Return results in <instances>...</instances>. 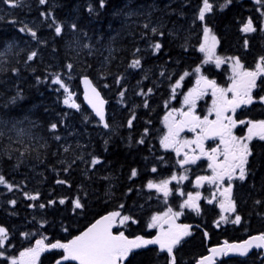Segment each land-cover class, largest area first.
Instances as JSON below:
<instances>
[{
  "label": "trees",
  "instance_id": "1",
  "mask_svg": "<svg viewBox=\"0 0 264 264\" xmlns=\"http://www.w3.org/2000/svg\"><path fill=\"white\" fill-rule=\"evenodd\" d=\"M209 3L213 8L201 21L203 0H104L103 7L101 0H20L16 6L0 0V176L6 181L0 184V226L7 231L0 264L17 260L38 238L46 244L66 241L110 211L122 215L116 231L149 237L155 213L178 209L175 192L181 183L172 185L170 197L147 185L185 172L161 139L165 116L180 107L197 67L201 74H228L226 67L215 72L200 51L205 26L218 39L222 58L238 57L251 67L264 54L262 0ZM249 20L256 30L243 32ZM137 59L140 66L130 67ZM57 74L68 92L54 82ZM83 76L107 100L106 129L82 102ZM250 162L244 203L234 204L228 217L239 215L240 222L221 220L206 207L194 215L200 227L174 248L175 264H194L222 240L264 232V144H256ZM77 199L80 208L74 207ZM123 216L131 219L121 223ZM191 217L186 212L182 222ZM62 255L44 253L38 264H52ZM169 259L148 247L131 253L124 264H169ZM217 264H264V259L254 251Z\"/></svg>",
  "mask_w": 264,
  "mask_h": 264
},
{
  "label": "snow or ice",
  "instance_id": "2",
  "mask_svg": "<svg viewBox=\"0 0 264 264\" xmlns=\"http://www.w3.org/2000/svg\"><path fill=\"white\" fill-rule=\"evenodd\" d=\"M6 4L16 6L20 3V0H4ZM231 0H226V4L230 3ZM40 3H45V0H40ZM226 4L220 5L221 8H224ZM101 7L104 6V0H101ZM213 8V5L209 3V0H203V6L199 10L198 18L203 21L205 19V13L210 12ZM76 26L73 25V28ZM147 27V25H145ZM25 29H21L24 31ZM56 33H61V27H56ZM256 29L252 26V21L249 20L247 24H245L242 28L243 32H254ZM153 32H156L157 29L153 28ZM211 29L207 26L204 28V32L207 35L210 33ZM33 37H35L36 33L32 32ZM213 40L215 37L213 36ZM162 47L160 43H156L154 48L159 50ZM200 51H205V46L202 44L200 47ZM36 53H32L29 55L28 59L31 60ZM261 62L257 64V69L259 71L252 72V71H243L237 73L238 79H234L233 85L227 89H216L214 81H208L206 78L201 77L198 79L197 84H200L201 80H204L207 86H211L213 88V96L214 101L213 105L214 110L216 112L217 119L215 121H209L208 117L205 116L203 120L199 117L192 114L191 109L188 113H183L182 115L186 118L181 125L172 127L169 126L168 134L165 135L161 139V145L165 148L175 146L178 141L176 137L179 135L180 131L183 130L185 126H191L192 130L195 131L196 128H199L201 133H203V138H209L214 136H219L221 142L225 145L224 150V163L222 165H214L210 164L209 167H213L214 171L219 169V173L214 176L213 180L215 179H223L227 176L228 180L231 181L233 175H235L236 171H239L238 179L244 181L246 175L248 173V169L245 167L249 162V157L252 155V150L249 147V141H252L254 137H259L260 140H264V120L260 121H249L248 122V135L246 137L237 138L232 135L231 128L235 126L236 122L231 120V117H225L223 114L224 112L228 111L231 108L232 111H235L241 104H250L252 103V89L257 87L256 78L261 73H264V57L260 58ZM219 62V61H218ZM236 64L238 67H242L240 65V61L237 58ZM140 66V61L134 60L130 67L137 68ZM71 67V65H68ZM199 72L200 69L197 67L195 70ZM187 75V73L185 74ZM183 79V77H181ZM55 83L61 84V87H64L65 92H68V88L64 86V84L60 81L59 76L57 74V79L54 81ZM119 82V81H118ZM85 83H88L87 78H85ZM179 81H177V85ZM97 99L99 98V93L95 92V89L92 90ZM151 91V89H149ZM225 91L232 93V99L229 100L225 95ZM219 93V94H218ZM202 93L199 91L193 92L190 91L187 96H185V104H189L194 106L195 99L199 98V95ZM19 95V93H18ZM71 95V93H69ZM123 95V93H121ZM264 101V97L260 98ZM15 98H13L14 102ZM65 104L69 103V100L66 98L64 101ZM89 103L93 104V108L96 111L97 116L100 117L101 121H104V114L101 107H98L96 103H94L91 99ZM99 105H103V101L99 100ZM72 107H77V105L72 104ZM165 120H168V117H165ZM227 120L229 123L225 124L224 121ZM132 121H129V125L131 126ZM240 123H244L241 121ZM57 127L56 124H52L51 128L55 129ZM104 127H108V124L105 123ZM59 139V137H57ZM143 141H141L142 143ZM198 145H201V140L198 138L197 140ZM67 151V149H65ZM217 150L213 149L212 152L215 153ZM197 157H193L190 160L185 159L181 163H195ZM209 160H214V157L209 155ZM99 163L98 158L92 159V164L95 165ZM67 171V169H65ZM155 171V169H153ZM136 175V170H132V176ZM183 179V177H181ZM209 179L206 177H199L198 180ZM6 183L3 176H0V184ZM58 183H64V181H58ZM160 185L153 184L151 181L148 183L149 188H157L158 191H164V194L167 195V181H162ZM11 189V186L9 185ZM225 193L229 195V206L228 211L233 212L234 205L231 203L230 195H231V183H229V187L225 189ZM27 195V194H26ZM198 195V194H197ZM31 199H36V196H31ZM10 203L15 204V201H11ZM50 204L53 203L52 201L49 202ZM61 204L64 203L62 199L60 201ZM74 207L80 208L82 207L80 201L77 199L74 202ZM189 207L193 210L199 212V206L196 205L193 201L191 194H189V199L185 201L181 207ZM41 208L44 205H40ZM123 207V206H121ZM223 207V205H221ZM171 211V210H170ZM119 212L110 213L108 216L102 217L101 220L96 221L87 231L81 233L79 236L74 237L71 241L67 243H61L60 241H56L55 243L45 245L44 240H37L36 247L25 249L23 252L20 253V260L17 261L15 258H10V264H35V261L39 258L40 254L44 252L46 249H63L65 255L61 257L60 260L56 261V264H61V261H78L79 264H120L125 257L129 255V253L133 249H139L146 245L150 244H159L162 250L166 249L169 254V264H175V257L173 255V248L179 245L182 241L184 236L190 235L188 225L179 226L176 229H170L168 232L164 233L163 238L156 237L153 239H145L142 236H137L135 239L129 240L125 235L121 232L119 235H113L110 231L112 218L119 216ZM179 215V213H176ZM130 216H123L121 223L130 220ZM153 221L157 220V217L152 218ZM222 220L228 221L231 223H239L240 216L237 215L235 220L229 221L228 217H221ZM149 227H153V224H149ZM7 238V231L4 227L0 226V246L4 245V240ZM259 241L264 242V233L260 234L259 236L251 237L249 240L244 241L242 244H227L226 242V249H212L213 255H228L229 253H235L240 256H245L249 249L252 248L253 242ZM264 243H256L255 247H262ZM3 255V252H0V256ZM212 257H204L202 258L200 264H204L205 261H210Z\"/></svg>",
  "mask_w": 264,
  "mask_h": 264
},
{
  "label": "flooded vegetation",
  "instance_id": "3",
  "mask_svg": "<svg viewBox=\"0 0 264 264\" xmlns=\"http://www.w3.org/2000/svg\"><path fill=\"white\" fill-rule=\"evenodd\" d=\"M217 43H218L217 45V49H218L219 47L218 39H217ZM262 57H264V54ZM237 58L238 57H232L230 59H234L236 61ZM260 58L261 57L255 59V61L251 63V67L245 65L244 62L238 58L240 61V65H242V67H240V70L252 71V72L259 71L257 69V64L261 62ZM214 67L216 72L224 69V67L226 66L223 65L221 67L220 66L218 67L214 66ZM227 71L229 70L227 69ZM216 73L217 75L213 74V76L201 74V76L198 79L203 77L206 78V80L208 81H214L217 90L219 89L227 90L225 89L226 87L230 88L233 85V81L230 80L231 78L229 73L228 74H220L218 72ZM256 84L257 87L252 89L251 92L253 98L252 103L241 104L238 108L235 109V111H232L231 108H229L228 111L224 112L223 114L225 117H231V120L236 122L235 126L231 128V133L233 136L237 138L246 137L248 135L249 121L255 122V121L264 120V101L260 99L261 97H264V73H261L260 75L257 76ZM199 88H200L199 92H201L202 94L199 95V98H197L194 107L191 109V112L193 115L199 117L201 120H203V118L207 116L209 121H215L217 119L216 112L212 110L214 108L213 101L215 99L213 96V88L211 86H207L204 80H201L199 84ZM225 92L227 98L231 100L232 93L228 91ZM186 108L187 107L182 106L170 110L173 112L171 114V116L173 117L171 124L172 127L181 125V123L186 119L182 115L183 113H188L190 111L189 109L186 110ZM241 121H243L244 123H240ZM224 123L228 124L229 122L225 120ZM168 131L169 130L166 129L167 134ZM198 138H200L202 142L201 145H198L197 143ZM176 140L178 141V143L175 146L168 147L166 149L171 153H173L179 159V164L182 168V171H185L180 175H185L187 179L183 183V185H181L183 187H180L181 192L180 193L178 192L180 188L178 189V191L175 192L176 193L175 196L178 197L177 200L178 209L173 212L175 214L177 222L191 225V229L189 231L190 233L194 226L200 227L199 223L194 221L196 220L194 219V215L196 216V215H200L201 213L203 214L204 212L203 210L206 207H210L211 209H214L220 215L226 212L228 214L233 213L228 211L229 195L225 193V189L229 187V183H231V195H230L231 203L233 205L244 203L241 199L243 192L242 187L245 184L248 173L244 181L238 179V175H239L238 170L236 171L235 175H233L231 181L228 180L227 176H225L223 179H215V180L211 179L219 173V169L214 171V168L209 167V165L210 164L222 165L224 163L225 145L221 142L219 136H214V137L210 136L209 138L205 139L203 138V133H201L199 128H196V130L193 131L191 126L189 125L183 127V130L180 131L179 135L176 137ZM248 143H249V147L253 151V148L256 146V144L257 143L264 144V140H260L259 137L257 136L254 137L253 140L249 141ZM213 149H216L217 151L213 153L212 152ZM209 155L213 156L214 160H209ZM251 156L249 157L248 164L245 166L247 169L249 164L251 163L250 162ZM193 157L198 158L196 159L195 163H184V164L181 163L186 158L190 160ZM193 169L197 172L190 177L187 176L186 172L189 173V171ZM199 177H206L209 179L198 180ZM189 194H191L194 203L199 206V212L187 206H185L187 208L179 207L180 204H184L185 201L189 199ZM240 199L241 201H239ZM221 205H223V207H221ZM170 210L171 209L169 208V211ZM186 212H191L192 217L191 219H187L186 221L182 222L184 216L186 215ZM176 213H179V215H176ZM233 219H235V217ZM214 227L218 228L219 225H215ZM255 252L260 253V259H264V257H262L263 251L258 250Z\"/></svg>",
  "mask_w": 264,
  "mask_h": 264
},
{
  "label": "water",
  "instance_id": "4",
  "mask_svg": "<svg viewBox=\"0 0 264 264\" xmlns=\"http://www.w3.org/2000/svg\"><path fill=\"white\" fill-rule=\"evenodd\" d=\"M85 78H87L88 83H85ZM79 81H80L81 99H82V102H83L84 106H85V107H86V108L92 113V115H93V116L99 121L100 126H101L102 128H104V129H106L107 127H104V124L106 123V107H107V100L102 96V93L100 92V90H99V89H98V88L92 83V81L90 80L89 77H87V76H83V77L80 78ZM93 89H95V92H96V93H99V98H98V99H97L95 93L92 91ZM90 99H91L94 103H96L98 107H101V108H102V111H103V114H104V121H101V120H100V117L97 116L96 111H95V109L93 108V104H92V103H89V100H90ZM99 100H102V101H103V105H102V106L99 105ZM198 182H199V181H198ZM113 212H119L120 215H119V216H116V217H114V218H112V223H111L110 231L112 232L113 235H119L122 231H117V232H116V231H115V228H116L117 223H118V220H119V218H120V216H121V212H120L119 210H116V211H110V212H107V213L103 214L102 216L98 217V218L95 219L93 222H91L89 225H87L84 229H82V230H81L80 232H78L76 235L72 236L71 238H69V239L66 240V241H62L61 243H67V242L71 241L74 237L79 236L81 233L87 231V230H88L93 224L96 223V221L101 220L102 217L108 216L110 213H113ZM183 225H188V226H189L188 231H190V229H191V225H189V224H185V223H179V222H177L176 217H175V215H174V212L172 211V212H170V215H169V216H167L166 218H164V219H163V220L157 225V227H156L154 233H153L151 236H149V237H144V236H142V237H144L145 239H153V238H156V237H158V236L161 237V238H163L164 233L168 232L170 229H173V230H174V229L178 228L179 226H183ZM122 233H123V232H122ZM262 233H264V232H261V233H258V234L250 235V236H248V237H246L245 239H242V240H240V241H226V240H222V242H221L220 244L210 246V247L208 248V250H207V253H206L205 255L199 257V258L195 261L194 264H200L202 258H204V257H212V259H211L210 261H205L204 264H217V263H218L219 261H221L222 259H230V258H246V257L249 256L252 252H254V251H258V250L263 251V253H262V257H264V249H263L262 247H255V244H256V243H264V242H259V241H254V242H253V245H254V246H253L252 248L249 249V252H248L245 256H240V255L235 254V253H229V254L226 255V256H225V255H219V254H217V255H213V253H212V251H211L212 249H226V242H227V244H242L244 241L249 240L251 237L259 236V235L262 234ZM123 234H124V233H123ZM124 235H125V237H127L129 240L135 239V237H137V236H131V237H130V236H127L126 234H124ZM138 236H141V235H138ZM185 237H186V236H184V237L182 238V241L185 239ZM205 238H206V240H208V235H207V233H205ZM37 240H42V239L38 238V239L34 240L32 246H31L30 248H34V247H36V241H37ZM44 243H45V242H44ZM53 243H55V242H53ZM51 244H52V243H51ZM45 245H48V244L45 243ZM148 247H155V248H157V250H158L159 252H166V253L168 254L167 250H166V249L162 250V249L160 248V245H159V244H150V245H146V246H144V247H142V248H139V249H133V250L129 253V255H128L127 257H125L122 261H120V264H124V263L127 261V259L129 258V256H130L131 253H133V252H135V251H137V250H140V249L148 248ZM175 247H176V246H175ZM175 247H174V248H175ZM30 248H27V249H30ZM174 248H173V250H174ZM24 250H25V249H24ZM24 250L20 251V253L23 252ZM53 250H61L62 253H63V255H62L61 257H63V256L65 255L63 249H50V248H48V249H46L44 252H42V253L40 254L39 258L35 261V264H37V263L39 262V259H40L41 255H42L43 253H49V252H51V251H53ZM20 253L18 254L17 261H19V260L21 259V258H20ZM168 255H169V254H168ZM61 257H60L59 259H57V260H60ZM57 260H56V261H57ZM56 261H55L54 263H52V264H56ZM63 262H68V263H73V264H79L78 261H73V260L61 261V263H63Z\"/></svg>",
  "mask_w": 264,
  "mask_h": 264
},
{
  "label": "rangeland",
  "instance_id": "5",
  "mask_svg": "<svg viewBox=\"0 0 264 264\" xmlns=\"http://www.w3.org/2000/svg\"><path fill=\"white\" fill-rule=\"evenodd\" d=\"M262 2H263V5H264V0H262ZM262 20H263V25H264V12H263V18H262ZM213 36L214 35L211 32L206 35L205 32L203 31V37H202V43H201V45L203 44L205 46V51H203V53H204V59L207 62L212 63L213 66H216V67H218V66L221 67V66L225 65L227 67V69L229 70L228 73L230 74V78H231L230 80H232L234 82V79H238L237 73L243 72V71L240 70V67L237 66L236 61L234 59L222 58V57H220V56L217 55V45H218L217 38L214 36L215 37V40H213ZM200 76H201L200 71L194 73L193 82H192L191 87L188 90H186L185 93L183 94V96L181 97V105H180V107L185 106V107H187L186 110H188V109L190 110V109H192L194 107V106H191L189 104H185L184 101H185V96H187L190 91L196 92V91H199L200 90L199 84H197L198 78ZM225 89H229V88L226 87ZM196 100H197V98L195 99V102H196ZM172 113H173L172 111H168L167 114H166V116H165V117H168V120L167 121L165 120L166 129H168V130H169V126H172L171 125L172 124V119H173V117L171 116ZM166 135H167V132H166ZM181 177H183V179H181ZM186 179H187V177L185 175H180V176L173 175V176H170V177L162 180V181H167L168 182V184H167L168 194L167 195L164 194V191H162V190L161 191H158L157 188H155V187H153V188L156 189L158 191V193H160L161 196L162 195L163 196H169L170 195V192H171V189H172V185H179L180 183L183 185V183L186 181ZM162 181H159V182L154 183V184L160 185L161 188H163V185L161 184ZM178 189H177V191H178ZM178 192L179 193L181 192V188L179 189ZM181 205H183V204H180L179 205L180 208H182ZM226 213L222 214L220 216V219H221V217H226L227 215H228L227 217L233 215V213H230V214L227 213V215H226ZM169 215H170L169 209H164V210H162L160 212H157V213H155L152 216V218L153 217H157V220L156 221H153V219L151 218L150 224L152 223L154 225L153 228H156L157 225L164 218H166Z\"/></svg>",
  "mask_w": 264,
  "mask_h": 264
},
{
  "label": "bare ground",
  "instance_id": "6",
  "mask_svg": "<svg viewBox=\"0 0 264 264\" xmlns=\"http://www.w3.org/2000/svg\"><path fill=\"white\" fill-rule=\"evenodd\" d=\"M122 216V215H121ZM121 218V217H120ZM152 224V223H151ZM262 248L264 249V246H262ZM223 260V259H222Z\"/></svg>",
  "mask_w": 264,
  "mask_h": 264
}]
</instances>
